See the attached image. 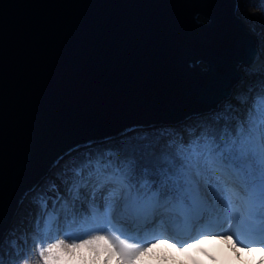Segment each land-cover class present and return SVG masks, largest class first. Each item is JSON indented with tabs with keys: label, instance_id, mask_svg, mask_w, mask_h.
I'll return each mask as SVG.
<instances>
[{
	"label": "water",
	"instance_id": "95a60500",
	"mask_svg": "<svg viewBox=\"0 0 264 264\" xmlns=\"http://www.w3.org/2000/svg\"><path fill=\"white\" fill-rule=\"evenodd\" d=\"M238 0H0V244L58 157L230 99L259 40ZM27 194V195H26Z\"/></svg>",
	"mask_w": 264,
	"mask_h": 264
},
{
	"label": "snow or ice",
	"instance_id": "6c2138e0",
	"mask_svg": "<svg viewBox=\"0 0 264 264\" xmlns=\"http://www.w3.org/2000/svg\"><path fill=\"white\" fill-rule=\"evenodd\" d=\"M257 59L264 60V30ZM260 73L235 96L238 107L224 96L203 117L158 128L132 126L121 132L119 144L107 137L102 146L92 141L83 146L87 151L74 148L79 155L69 152L72 159L63 167L64 156L58 157L53 167L59 171L30 190L39 209L35 254L23 264L74 257L80 249L74 242L85 238L109 245L87 248L93 261L101 254L111 259L105 253L112 251L127 258L160 238L183 247L213 234L250 253L264 252V62ZM61 234L73 243L46 257ZM26 253L18 248L8 264H20ZM80 259H86L83 252Z\"/></svg>",
	"mask_w": 264,
	"mask_h": 264
},
{
	"label": "rangeland",
	"instance_id": "374dc122",
	"mask_svg": "<svg viewBox=\"0 0 264 264\" xmlns=\"http://www.w3.org/2000/svg\"><path fill=\"white\" fill-rule=\"evenodd\" d=\"M238 1H239V12L242 14L243 6L247 4V0H238ZM241 9H242V12H241ZM255 12H252V13L256 14L257 16L256 20H260L261 23H264V12L259 9L258 10L255 9ZM242 68L250 69L246 66H243ZM243 80L244 78L241 80V82ZM241 82L237 84L235 89H238ZM230 99H232V97ZM204 115L206 114L201 115V117H203ZM192 119H195V117H192ZM158 127L160 126H157V128ZM129 134H131V132H129ZM119 138H121V136L112 138V142ZM98 144H101V141L98 142L96 145ZM80 149L81 151L86 150V148L84 147H81ZM76 154L78 153L72 152V156ZM68 157L70 156L67 154L64 157V159ZM62 161L63 160H61V162ZM54 170H56V168H54L50 173H52ZM45 179L41 182V184L45 181ZM30 195L31 193H29L26 196L25 200L22 202L20 209L17 213V216L12 224V227H13L14 223L17 220H19V218L22 217L21 219L23 220L22 227L18 228V232L20 234H23L22 236H24V238H27V241H28L26 245V248H27L26 259H32L35 254L34 224H35V217L38 213L37 211H35V209L32 210L31 212H29L28 210L24 211L27 200L30 197ZM56 238H64V237L61 234L57 236ZM48 242H53V241L49 240ZM177 247L179 248L181 247V245H177ZM201 249H203V251H201ZM81 252L83 253L87 252V257L89 260H91L90 258L91 254L88 253L87 249L77 250V253L74 257L66 258V260L69 262L72 260H77V259L81 260L80 259ZM261 256H264V252H262L259 248H256L254 252L250 253L247 251L245 247L243 246L236 247L232 245L231 240H223L218 235L213 234L210 236H206V239L201 242L199 247L191 249L188 252H179L177 251V249L172 248L170 244H165V243L154 244L153 247L149 249V253L145 255L144 259L148 260L150 264H157V262L160 261L162 258H164L163 264H173V261H175V264H181V261H183L184 264H196V262H198V264H260ZM194 257L196 259H193ZM101 258H103V254H101ZM81 264H83V260H81ZM112 264H115L114 259L112 261Z\"/></svg>",
	"mask_w": 264,
	"mask_h": 264
},
{
	"label": "trees",
	"instance_id": "16d2710c",
	"mask_svg": "<svg viewBox=\"0 0 264 264\" xmlns=\"http://www.w3.org/2000/svg\"><path fill=\"white\" fill-rule=\"evenodd\" d=\"M256 10H262L264 12V0H247V4H245L243 6V12L241 9V12L246 20V22L249 24V26L252 28V30L257 34L259 40H260V33L262 30H264V23H261L260 20H256L257 16L256 14L252 13L255 12ZM256 13V12H255ZM260 67L257 68H253V69H243V73H244V80L241 82V84L239 85L238 89H235V92L233 93L232 99H230L231 103H233L234 105H236L237 107L239 106V102L235 99V96L241 93H245L247 92V89L250 85L255 84V82L260 79L261 77V73H260ZM132 135H134L133 133L129 134V137H131ZM121 138L116 139L115 141H113L112 143H116L119 144ZM97 146H102L101 144L96 145ZM87 151L83 150L81 152ZM79 155L76 154L74 156ZM72 156V157H74ZM72 157H68L66 159H64L61 163H60V167H63L64 163L66 161H69L72 159ZM59 171L58 168H56V170H54L52 173H50L48 175V177L45 179V181L54 176L57 172ZM44 181V182H45ZM43 182V183H44ZM42 183V184H43ZM40 184V185H42ZM49 207H50V203H49ZM35 211H39V209L37 208V206L32 203V197L30 195V197L27 200L26 203V207L25 210H28L29 212H31L32 210ZM21 218H19V220H17L14 223V226L11 228V230L9 231V233L7 234V236L5 237V239L3 240V242L0 244V255H3L4 260H5V264H8V261L12 258L15 257V253L17 251V249H23L26 247L25 245V238L24 236H22L23 234H20L18 232V228L22 227V221ZM15 242V247L12 246V242ZM27 254L22 255L19 259H20V264H22L23 260L26 259Z\"/></svg>",
	"mask_w": 264,
	"mask_h": 264
},
{
	"label": "clouds",
	"instance_id": "9594fccd",
	"mask_svg": "<svg viewBox=\"0 0 264 264\" xmlns=\"http://www.w3.org/2000/svg\"><path fill=\"white\" fill-rule=\"evenodd\" d=\"M205 239L206 237L198 238L195 241H189L187 244L183 245V247H179V248L173 242L168 241L165 238L158 239L157 241L154 242V244H160V243L170 244L172 248L177 249V251L179 252H188L191 249L199 247L201 242ZM69 243H73V242L63 241V239L61 238V243L58 245V247H55L52 250H50L49 253H46V257L49 255H53L55 251L59 250L60 248L67 250V245ZM153 245L149 246L147 251L144 249H141L140 251L133 253L131 256L127 258L122 257L117 251H112V252L105 253V255H111L112 257L111 259H106L103 256V258H101L100 260L93 261L87 258V252H85L84 255L86 259L83 260V264H112L113 259H114L115 264H150V262L148 260H145L144 257L147 253H149V249H151ZM74 246L80 249H87L89 247H92V248L104 247L105 249H107L109 247L106 241H104L102 238H97L96 240H90L88 238H85L82 241L74 242ZM163 259L164 258L158 261L157 264H163ZM47 264H81V260L77 259V260H72L70 262L67 260H59L55 262L49 260L47 261ZM173 264H175V261H173ZM181 264H184V262L181 261ZM196 264H198V262H196Z\"/></svg>",
	"mask_w": 264,
	"mask_h": 264
},
{
	"label": "bare ground",
	"instance_id": "6f19581e",
	"mask_svg": "<svg viewBox=\"0 0 264 264\" xmlns=\"http://www.w3.org/2000/svg\"><path fill=\"white\" fill-rule=\"evenodd\" d=\"M238 4H239V1H238ZM238 11H239V7H238ZM259 66H261V64L255 66L254 68H257V67H259ZM97 143H98V142H96L95 145H94L93 147H95ZM173 242H175V241H173Z\"/></svg>",
	"mask_w": 264,
	"mask_h": 264
}]
</instances>
